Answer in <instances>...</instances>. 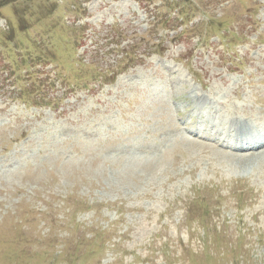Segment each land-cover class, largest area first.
Instances as JSON below:
<instances>
[{
	"label": "rangeland",
	"instance_id": "rangeland-1",
	"mask_svg": "<svg viewBox=\"0 0 264 264\" xmlns=\"http://www.w3.org/2000/svg\"><path fill=\"white\" fill-rule=\"evenodd\" d=\"M198 94L264 126V0L0 8V264H264V150L186 130Z\"/></svg>",
	"mask_w": 264,
	"mask_h": 264
},
{
	"label": "bare ground",
	"instance_id": "bare-ground-1",
	"mask_svg": "<svg viewBox=\"0 0 264 264\" xmlns=\"http://www.w3.org/2000/svg\"><path fill=\"white\" fill-rule=\"evenodd\" d=\"M228 110L230 111V109H228ZM233 114H236V113L231 112V111L229 112V115H233ZM245 128H246V130H245ZM250 129H251L250 126H245V127H239V128L237 129V131H239V132H243V133H244V132L249 131ZM237 141H238L239 143H242V144L245 143L244 141L242 142L241 139H237ZM241 148H243V146H242ZM262 148H264V141L258 143V147H257L256 149L259 150V149H262Z\"/></svg>",
	"mask_w": 264,
	"mask_h": 264
},
{
	"label": "trees",
	"instance_id": "trees-1",
	"mask_svg": "<svg viewBox=\"0 0 264 264\" xmlns=\"http://www.w3.org/2000/svg\"><path fill=\"white\" fill-rule=\"evenodd\" d=\"M18 0H0V8L17 3Z\"/></svg>",
	"mask_w": 264,
	"mask_h": 264
}]
</instances>
